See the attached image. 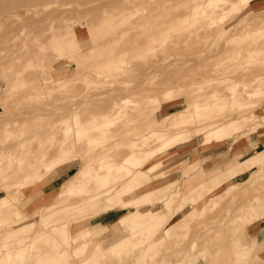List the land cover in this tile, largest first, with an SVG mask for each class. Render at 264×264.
<instances>
[{"label": "rangeland", "instance_id": "obj_1", "mask_svg": "<svg viewBox=\"0 0 264 264\" xmlns=\"http://www.w3.org/2000/svg\"><path fill=\"white\" fill-rule=\"evenodd\" d=\"M233 1L236 3L223 2V6L221 4L223 9L218 6L216 8L218 12L213 16L199 15L204 20L199 17L194 19L192 7L195 6V0H135L134 4L137 5L129 9L123 8V3L126 2L123 0L119 8L107 7L95 16L89 12L84 13L83 10L88 5L97 3L98 0H45L37 4H27L24 0L13 9L0 12V152L6 146L5 141L15 137L21 131L23 136L29 135L33 139L19 151L27 153L28 150L27 154L31 156L32 153L37 154V150L46 148L42 144L49 143L47 126L57 116L52 112L57 110L59 103L61 105L62 102L63 105L69 103L75 107V111H77L75 114L77 113L80 118L97 115H100L98 117L100 118L104 116V113L112 111L114 107L119 108L125 102V99L122 98L127 95V106L136 105L138 99L139 104L133 106L135 110L130 108L131 105L126 107L129 114L126 115V120L124 119L125 122H123L127 121L129 129L137 127L148 129L140 132L136 130L137 133L146 134L145 139L141 141L138 139V134L133 136L132 132L136 133L135 130L128 131V126L126 129L124 123L110 124L111 130L118 135L112 137L109 158L117 159L116 155L120 157L130 152L129 148L133 143H128L130 139H126L132 136L135 140L141 141L138 150H142L141 152L144 154L141 155L142 160L138 163L139 168L146 169L154 160H162L160 166L155 168L152 173L144 172V178L133 184V190L129 196L140 195L147 190H150L152 195H162L173 190V193L176 194L172 203L171 200L166 202L163 199H150L151 203L147 200L144 205L140 206V210L148 208L164 210L166 217L174 213L180 203L187 198L184 210H177L178 214L172 218L187 219V221H178L182 226L177 223L178 227L170 230V232L174 230L173 234L171 232L169 235L170 233L164 231V227L170 221L163 220L161 223L155 224L154 227L157 228L155 233L157 234L154 237L157 239L160 237L159 241L162 240V243H156H160V246H157L158 249L155 247L156 244L145 241L143 244L141 242L130 243L131 246L128 244L129 249L126 245L111 251L108 248L109 245L125 235L132 234L130 230L125 229L119 219L134 207L130 206L127 209L117 207L108 212L98 213H93V210L85 208L83 211L73 210L66 214L63 206L72 207L74 202L80 200L86 193L80 192L79 189L88 186V189L92 190L98 180L91 175L92 177L86 178L84 185L75 188L73 194L61 193L55 199V194L62 189L66 180L60 184H49L48 177L55 172L53 171L47 175L48 181L45 180V176L42 179H37L35 183L21 185V190L12 195V198L9 197L11 205L9 204L0 212V218H2V221L0 220V235L3 237V240L0 241L1 245V242L4 241L25 240L27 244L30 241L35 244L38 242L35 246H40L43 249L47 247L46 250H48L50 243L46 239L59 238L63 241L62 238H64L57 231H50L51 225L57 221L68 222V229L73 236L79 230L89 227L87 236L77 237L90 238H79L78 244L75 243V248L71 245L61 246L59 249H66V253L50 251L51 256L55 258V263L51 264H188L190 259L195 260L193 264H264V219L256 220L251 215L246 218L240 217V214L244 213L241 205L245 202L246 197L256 193L257 187L264 186V166H256L254 170L238 175L209 193L206 192L208 185L200 187L197 169L183 174V169L186 168L184 165L190 160H197L199 165L207 171L216 168V172H218L214 173L215 175L227 168V164L231 166L237 160L255 155L257 151L263 149L264 138L259 136V131L264 129V93L262 95L260 93V97L258 94H254L257 97L253 95L250 96L251 99L246 100L248 102L245 104L247 113L251 114L252 112L254 116L253 118L246 116L243 125L229 138L230 140L208 143L209 139L205 134H200L198 138L192 137L195 129L200 125L199 120H214L219 114L227 113V109H229V113H232L230 109L236 104L221 99L218 100L222 103L209 106L205 115H198L194 112L191 115L192 118L189 117V121L181 128H167L166 131H163V134L167 132L166 135L162 138L159 137L160 131L165 127L164 123L158 122L159 119L167 113H176V111L185 109L189 105V101L187 103L189 93L191 96L195 92V96L190 97L189 100L190 103L196 104L200 99H205L206 94L214 93L215 90H218V94L230 97L231 87L235 81L239 88L245 83L249 84V88L250 85H252L251 88L256 85L264 87V71H261L264 67V0H253L247 8L238 7L239 0ZM142 3L146 4L142 10L147 14V18L141 25H133L131 20L138 16V12H142L141 8H138V5ZM189 4H192V7ZM224 4L227 6L225 7ZM205 8L211 10L208 5H205ZM35 9L38 10L36 14ZM186 10L187 14L184 13ZM182 16L184 20L181 18ZM113 21L116 25L111 23ZM196 21L200 23L197 24ZM190 22L193 23L194 28ZM245 22H250L251 24L248 23L250 26ZM204 23L206 31H204ZM258 24L263 26L260 25L258 28ZM167 25L168 27H166ZM253 25L257 28L252 27ZM183 26L186 27L183 28ZM241 26L244 27V33ZM239 27L242 29V33ZM251 27L255 29H251ZM165 28H169L166 30L169 34L165 32ZM170 28H174V30H170ZM225 28L227 29L225 30ZM247 28H250L249 32L245 30ZM191 29L196 33H191L192 31H189ZM214 29L218 30L214 31ZM207 30L210 37L207 35ZM186 31L189 35H194V38L190 35L191 39L188 40L190 36L185 35ZM198 31H201V34L203 31L207 32L208 37H201ZM165 33L168 35L166 36ZM197 33L199 34L197 35ZM153 35L154 37H152ZM161 36L169 37L164 38L163 42ZM186 37L188 41H186ZM160 39L162 42L159 41ZM132 43H136V46L133 47ZM233 63L239 65V67L236 66V69L233 66L235 72L231 66L234 65ZM241 63H246L243 64L244 68ZM229 66L232 69L231 72H229ZM247 73L249 76L246 75ZM253 77L255 79H252ZM201 92L203 94L199 96ZM92 94H95L96 97L92 98ZM239 96L245 97L242 91ZM236 103L241 104V102ZM138 107L142 110L141 112ZM129 109L134 112V115H138L135 116L137 120L131 118L134 122L131 119L129 122L127 119L132 114ZM136 112L137 114H135ZM256 123H259L258 127L253 128ZM122 124L124 129L121 127ZM171 130L176 131L171 132ZM182 130H188L187 134L192 138L190 142H187L189 145L186 144L187 146L181 150L174 148L173 151H165L154 156L155 159L152 160L148 154L145 155L144 152H150L151 149L157 150L159 146H162L164 137ZM126 132L130 133L125 134ZM123 135L126 137L125 140ZM237 138L238 141L235 142L234 139ZM69 139L73 142L82 140L81 149H78L80 153H77L82 155L86 149L84 139H76L74 135L69 136ZM118 140L119 142H117ZM30 147L34 150H30ZM7 160L5 156H0V163L3 165ZM91 160L92 165L99 163L97 159ZM82 162L80 158L74 160L75 164L71 174L81 167ZM256 170L260 177L257 176L258 173L255 174ZM208 173L210 174L207 172L204 176L207 177ZM252 174L256 175L257 181L254 182L256 188L243 189L244 179ZM1 176V182L5 179L7 181L15 180L4 179ZM211 184L209 183V185ZM231 184H236V186L230 188ZM198 186L204 190V194H201L203 192ZM76 190L77 193H75ZM195 193L197 197L194 195ZM4 194V189L0 187V197ZM191 196L197 198L192 200L193 203ZM11 206L20 208L21 215L25 219L24 222H27L28 231L24 230L26 233L23 230L20 231L24 233H20L23 236L22 239H17V236L12 235L5 239L8 234L5 231L7 226L13 227L23 223L13 222L14 214L11 211ZM7 208L9 210H6ZM42 208L45 209L42 210ZM228 209L229 211H227ZM3 212H6V216ZM185 212L189 215L184 214ZM145 216L142 215L140 218L142 225L145 224ZM4 217H9V219L6 220ZM62 217L65 218L62 220ZM41 228L44 230L40 231ZM145 229L143 230L146 231ZM40 232L43 233L40 234ZM152 232L153 230L150 233ZM144 233L143 231L140 233L139 229V233L133 234L142 236ZM167 235L169 236L167 237ZM27 236H29L28 239L25 238ZM239 237L240 242L243 243L242 247L235 245V241ZM88 239L87 245L82 250L80 240ZM135 239L137 240V238ZM167 243L170 245L169 247ZM40 247L39 250H41ZM162 247L166 250L163 251ZM29 248L31 252L37 250L31 246ZM29 248L26 251H29ZM155 251L157 254L153 256ZM11 254L14 255L15 252L13 251ZM258 261L259 263H257Z\"/></svg>", "mask_w": 264, "mask_h": 264}, {"label": "bare ground", "instance_id": "obj_2", "mask_svg": "<svg viewBox=\"0 0 264 264\" xmlns=\"http://www.w3.org/2000/svg\"><path fill=\"white\" fill-rule=\"evenodd\" d=\"M22 1H24V0H0V12L1 11H3V12L9 11V10L13 9L14 6H17L20 3H22ZM25 1L27 2V4H32V3L37 4L39 2H44L45 0H25ZM95 1H97V0H95ZM125 1L126 2L123 3V8H125V9L126 8L129 9V8L137 5V4L136 5L134 4L135 0H125ZM184 1H186V0H184ZM195 1H196V3H195L194 8L192 7V4L191 5L189 4L193 9L192 12H194L193 16H194L195 20L201 14L213 16L216 12H218V9L216 10V8L218 6L220 8L223 6V4H222L223 2L224 3L231 2L232 4L236 3L233 0H195ZM236 1H238V0H236ZM252 1L253 0H239L238 4H240V5H238V4L237 5H238V7H241V8H247L250 6ZM122 2H123V0H103V1L98 0V2L95 3L94 5H88L83 10V12L84 13L89 12L90 14H92V16H95L97 13L102 12L107 7L119 8L120 4ZM221 4H222V6H221ZM145 5L146 4H143V3L139 4L138 8H141V10H142V8H144ZM205 5L210 6L211 10L206 9ZM224 5H225V7L227 6V4H224ZM253 7H254V5H253ZM35 8H37V7H35ZM222 9H223V7H222ZM36 11H38V10L35 9V14H36ZM188 11H189V8H188ZM188 11L186 10L184 13L187 14ZM220 12H221V10H220ZM138 13H139L138 16L136 15L137 17L131 20V24L141 25L146 20L147 14L143 10H142V12H138ZM220 15H222V14H220ZM126 16H127V14H126ZM115 18H116V16H115ZM181 18L184 20L183 16ZM202 18H200V19H202ZM232 18H234V17H232ZM99 19H100V17H99ZM194 19L192 18V20H194ZM189 20H190V18H189ZM189 20H188V22H189ZM202 20H204V19H202ZM228 20H230V19H228ZM227 21H225V22H227ZM253 21H254V19L252 18V22ZM102 22H104V21H102ZM108 22L110 23V21H108ZM180 22H181V19H180ZM196 22L198 24L199 21H196ZM250 22H245V23L248 24ZM111 23H114L116 25V23L114 21ZM118 23H120V21H118ZM125 23H127V22H125ZM182 23L183 22H181V24ZM186 23H187V21H186ZM190 23H192V22H190ZM168 24H170V23H168ZM212 24H213V22H212ZM223 24H225V23H223ZM250 24H248V25L250 26ZM263 24H264V22H263ZM153 25H154V23H153ZM192 25H193V23H192ZM192 25H190L191 27L190 26L189 27L192 28ZM260 25L263 26L262 24H260ZM260 25L259 24L257 25L258 28L260 27ZM204 26H205L204 31H206V24L205 23H204ZM242 26H244V24ZM242 26H241V28H243V33H244V27H242ZM166 27H168V25ZM172 27H173V25H172ZM184 27H186V26H183V28ZM252 27L257 28L254 25ZM252 27H251V29H255ZM193 28H194V25H193ZM241 28H240V31L242 33ZM245 28H246V26H245ZM263 28H264V26H263ZM167 29H169V28H167ZM167 29L165 28V32H167L166 31ZM202 29H204V28H202ZM226 29L227 28H225V30ZM170 30H174V28H170ZM195 30H196V28H195ZM216 30H218V29H214V31H216ZM231 30L233 31L234 29H231ZM245 30L248 31V30H250V28H247ZM189 31H192V29ZM201 31L200 32L198 31L200 34L197 33V35L199 34L203 38L207 35H209V37H210V33L208 30H207L208 31L207 35H206L207 32L204 33V31H203L204 34L203 33L201 34ZM214 31H211V32H214ZM167 33L169 34V32H167ZM167 33H165L166 36L168 35ZM191 33H196V32L192 31ZM238 33H240V32H238ZM173 35H174V32H173ZM182 35H184V34H182ZM185 35H187V37H188L189 34L187 33V31H186ZM191 36L193 37L194 35H191ZM191 36L188 38V40L191 39ZM152 37H154V35ZM187 37H186V41H188ZM207 37H206V39H207ZM161 38H163V42H164V38L167 39L166 37H163V36H161ZM159 41L162 42L161 39ZM132 46L135 47L136 43H134V44L132 43ZM248 46H249V44H248ZM156 47H158V46H156ZM223 50H224V48H223ZM235 58H236V56H235ZM260 62H261V60H260ZM246 63H243V64H246ZM233 64L234 65H231L232 68H233V66H235V69L237 67H239L238 64H235V63H233ZM244 67L245 66L243 65V68ZM229 69H230L229 72H231L232 69L230 66H229ZM235 69L233 68L234 72H235ZM261 71H264V67ZM249 74L252 75V73H249ZM246 75H248V73ZM252 79H255V77H253ZM246 81H248V80H246ZM233 84H232L233 86L231 87L232 91L230 92V94H231L230 97H228L227 95L218 94L217 93L218 90L217 91L215 90L214 93H217V94L209 92L208 94L205 95V97H204L205 99H203V98L200 99L201 101L200 100L197 101L196 104L190 103V100H189L190 97L195 96L194 95L195 92L193 95L191 94V96H189L190 95V93H189V95H188L189 98L187 100V103L189 101V103H188L189 105L186 106L185 109H181L180 111H176V113H167L161 119H159V121H158L159 123L165 124L164 130L160 131L162 135L159 134L160 135L159 137L162 138L164 135H166L167 132H165L163 134V131H166L167 128H171V129H172V127L181 128V126H183L185 123H187V121H189V117L192 118L191 115L194 112L198 113V115L199 114L205 115L207 113L206 109L209 106H215L217 103H222L220 100H218V99H221V100H224L225 102H231V103L236 104V106H232L230 109L232 111V113H229V109H227L228 110L227 113L219 114L216 119L211 120V121H203V120H199V118H197L200 121V125L195 129L194 133L192 134V137L195 136V138H198L200 136V134H202V135L205 134L206 138L209 139L208 143H211V142L218 143L220 141L230 140L229 138L232 137V135L236 133V130L243 125V121H244L245 117L247 116L248 118H253V116H254V113H252V112H251V114L247 113V106L245 104H247L248 102L246 100L251 99L250 96H253L254 94L259 95L261 93L260 95H262V93H264V87H259L256 85L257 87L256 86L252 87L253 88L252 89L251 88L252 85H250V88H249L248 87L249 84L245 83L244 86H242V87L240 86L241 88H239L237 81L233 82ZM241 91L245 95V97H243V98L239 96ZM200 94H203V93L202 92L199 93V96H200ZM196 95L198 96V93ZM260 95H259V97H260ZM197 96H196V98H197ZM254 96L257 97V95H254ZM91 97L93 98L96 96H95V94H92ZM127 97L128 96L126 95L125 97L122 98V99H125V102L119 108L114 107L112 109V111H110L108 113H104V116L100 117V118H98L100 115L91 116L90 118H82V117L80 118L77 116V113L75 114V112H77V111H75V107L71 106L69 103H66L64 105H63V102H62V105L59 103V105L57 106V110L52 112V113H55L57 116L47 126L48 129L46 131L48 133L49 143H47L46 145L42 144L46 148H41L39 151L37 150V154L32 153V155L34 154L33 157H31L32 156L31 154H30L31 156H29L27 154L28 150H27V153H26V151L25 152L19 151V149H23L24 147H26L28 145L27 143L30 142L33 139V137H31L29 135L23 136V133L21 131L15 137L7 139L5 141L6 146L3 147V150L0 152V156H3V157L5 156L8 160L5 162L6 163L5 165L0 163V175H2L1 177L2 178L4 177V179L5 178H7V179L12 178L15 180L7 181L5 179L2 182L0 180V182H1L0 187L3 188L5 191V194L0 197V212H2L1 210L10 204L9 203V200H10L9 197H11L12 195H15L16 193H18L19 190H21V185H24L26 183L27 184L28 183L29 184L35 183V182H37V179H42L45 176H46L45 180L48 181L47 180L48 174H50L51 172L55 171V169H58V168L59 169L64 168V167L65 168H73V166L75 164L74 160L80 158L83 161L81 163V167L77 171H75L73 174H70L65 179L66 181L62 185V189L58 193L55 194L54 198L56 199L57 195L59 196V194L61 195V193H63V194L64 193L65 194H71L72 193L73 194V192L75 191V188L84 185L86 178L93 175V177H95L94 179L98 180L97 181L98 183L96 184L94 189H92V190L88 189V186L84 187V188H80L79 189L80 192H82V193L86 192V193L83 194V196L80 200H78L77 202H74V205L72 207H64L63 206L64 213H66V212L70 213L73 210H75V211L82 210L83 211V209H85V208H89L90 210H93L94 211L93 213L108 212L109 210H111L113 208H117V207H119L121 209H127L130 206H133L134 209H130L128 211V214H124L119 219V222L124 225L125 229H128V231L130 230L132 234L125 235L124 237L116 240L111 245H109L108 248L111 249V251L112 250L113 251L118 250L121 247L123 248V246H126L128 244L130 245V243H137V242L140 243L141 242L143 244L145 241H150L154 245L157 242L162 243L161 242L162 240L159 241L160 237H159V239L154 237V235L157 234V233H155L157 228L154 227V226H156L155 225L156 223H161L163 220H166L167 222L170 221V223L164 227V231L166 233H170L169 235H171V232L172 231L174 232V230H172L171 232H170V230L176 226L178 227L177 223H179L180 221H183V222L185 220L187 221V219H185L186 217L184 218L185 220H183L182 218H181L182 220H180L179 218L172 219L173 216L178 214L177 210H184V208H185L184 204H185L187 198L184 199L183 202L180 203V205L178 206L176 211L168 217H166V213L164 210L161 211L160 209H149V208L147 210H140V206L144 205L147 202V200L150 201V199H154V200L155 199H163L166 202L171 200V203H172V200H174V196L176 194V193H173V190H169L168 192H165L162 195H152L150 190H147V192L141 193L140 195L129 196L131 190H133L132 189L133 184H136L142 178H144V172L147 171V173H152L155 170V168L160 166V164L162 163V160L161 159L154 160L151 164H149L146 167V169H141L138 167V163H140V161L142 160L141 155L142 156L144 155L143 152H141L142 150H140V149L138 150V145H140L139 143H141V141L143 139H145L146 134H143V132H141L142 134L137 133V132L147 130L148 128H143V127L138 128L137 127L134 129H129L130 127L128 126L127 121H126V123H124L125 122L124 119L126 120V115L129 114L128 108H126V107L131 105V104L128 106L126 105L127 104L126 103ZM247 97H249V98H247ZM128 101H129V99H128ZM138 101H139V99H138ZM138 101L137 102L135 101L136 105L139 104ZM192 102H193V100H192ZM236 102H241V104H237ZM129 103H130V101H129ZM134 105H131L130 108H133ZM192 105H193V108H191ZM234 107H238V108L235 109ZM138 109H139V107H138ZM129 111H131V110L129 109ZM141 111L142 110H140V112ZM50 112H48V113H50ZM131 113H132V114H130L131 116L129 115L130 118L127 116L128 121L132 117H133V119H135L136 115L133 114L134 113L133 111H131ZM142 113H144V112H142ZM135 114H137V112ZM234 114H235V116L233 117ZM133 119H131V120L133 121ZM135 120H137V118ZM121 123H124L126 125V129L128 126V129H129L128 131L135 130V132H136V130H137L136 133L132 132V134H133V136H137V134H138L139 135L138 139H140L141 141L138 140L139 141L138 142L132 136L131 137L129 136L130 138L127 137L126 140L130 139V141H128V143H133L132 145H130V148H129L131 151L127 152L125 155L120 156V157L117 155L116 156L114 155L115 158H117V159H111V158H109V156H110V151H111L110 148H112V146H111L112 137H114L118 134L115 131H112L111 128L109 127V125L110 124L120 125ZM258 125H259V123L258 124L256 123L253 128L258 127ZM121 127H123V124ZM119 128H120V126H119ZM124 128L125 127H123L122 129H124ZM174 131H176V130H173V131L171 130V132H174ZM119 132H120V130H119ZM127 133H130V132H126L125 134H127ZM187 133H188V130H184V131L182 130V131L176 132L173 135H170V136L168 135V136L164 137V142L162 143V146H159L157 148V150L151 149L150 152L146 151L144 153H145V155L148 154L149 158L152 160V159H155L154 156L161 154V153H164L165 151L170 152V151H173L174 148L181 150L182 148L187 146L186 145V144H188L187 142H190L192 139V138H190L191 136ZM72 135H74V137H76V139L77 138L78 139H84L83 141H85V143H86V149L84 150L82 155L77 154V153H80V150H78V149H81L80 146L82 144L81 143L82 140L77 141V142H73L69 139V136H72ZM96 136H98L100 138H98ZM123 136H122L123 139L126 138L125 135H123ZM259 136L261 138H264V129H260ZM146 137H148V136H146ZM41 141H42V139H41ZM41 141L39 142V144L41 143ZM234 141L237 142L238 138L236 140L234 139ZM117 142H119V140ZM263 146H264V142H263ZM101 147H105V148H101ZM38 148H39V146H38ZM30 150H34V149L30 147ZM33 152H35V151H33ZM91 159H93L94 161L97 159V160H99V163L96 165H92ZM231 163H232V161H231ZM227 166L228 167L225 168L224 170H222L221 172H219V174L214 175V173L218 172V171L216 172V168H213L212 170L207 171L204 169L203 166L199 165L197 160H194V161L190 160V162H187L186 165H184V167H186V168L183 169V174L186 173L187 171H192V170L195 171L197 169V171L199 173L198 179L200 180L199 185H200V187H201V185L206 184L205 187H207V185H208V187L206 188V192L209 193V192L215 190L216 188H218L223 183H226V182L236 178L238 175H241V174H244L246 172L254 170L256 166H259V167L264 166V148L257 151L255 153V155H249L245 159L237 160L231 166H229V164H227ZM257 170L254 171L255 174H257L259 172V170H258V172H257ZM91 171H93V172H91ZM207 172H210V174L208 173L206 175L207 177H205L204 174H206ZM263 173H262V175H263ZM258 174H257V176L260 177V174L259 175ZM262 175H261V177H262ZM259 177H258V179H260ZM94 179L92 180L93 183H94ZM127 180H128V182H127ZM256 181H257L256 175L252 174L250 177L244 179V181L242 183L243 189H245V190L255 189L256 184H254V182H256ZM209 183H212V184L209 185ZM233 186L235 187L236 184H231L230 188H233ZM200 187L198 186V188H200ZM256 189H258V191H256V193L249 196L248 198L246 197L245 202L241 205V208L243 209L244 213L240 214V217L246 218V217H248V215H251L256 220L262 219V218L264 219V186L262 185L261 187H257ZM198 191H200V190L198 189ZM201 191L203 192L204 190L201 189ZM201 191H200V193H201ZM77 192L78 191L76 190L75 193H77ZM191 192H190V194H192ZM195 192H197V191H195ZM201 194H204V192ZM194 195L196 196V193ZM198 195H199V193H198ZM196 197L191 196V202H192V200H196L197 199ZM212 198H214V197H212ZM63 199H64V197H63ZM64 200H66V198ZM155 202H157V201H155ZM16 203H17V201H16ZM150 203H151V201H150ZM56 205H57V203H56ZM15 206H17V205H15ZM11 207H12L11 211L14 214L13 222H15L16 224H20L22 222L23 223L18 225V226H13V227L7 226L5 231L8 234L5 236V239H8L9 235L17 236V239H20L21 237H23L22 235H20V233L24 234V233H26V231L24 232V230L28 229V227L26 226L27 222H24L25 219H24V216L21 215L22 210L20 208L18 209V208H15L14 206H11ZM45 208H42V210H44ZM47 208H48V206H47ZM63 209H61V210H63ZM6 210H9V209L7 208ZM168 210H169V208H168ZM58 211H59V209H58ZM227 211H229V209ZM50 212H52V211H50ZM56 213H57V211H56ZM186 213L187 212H185L184 214H186ZM3 214H5V216H6V212H3ZM10 215H12V214H10ZM142 215H144V216L148 215L147 217L145 216L146 220L144 221L145 222L144 225H142V221H140V218L142 217ZM188 215L189 214L187 213V216ZM45 216L47 217V215H45ZM45 216H43V218ZM4 218L6 220L9 219V217H4ZM64 218L62 217V220ZM44 219H46V218H44ZM44 219H43V221H44ZM0 220L2 221V218H0ZM10 221H11V219H10ZM58 221H59V219H58ZM51 222H52V220H51ZM43 224L48 225L46 223H43ZM49 224H50V222H49ZM152 224H154V225H152ZM29 225L32 226V224H29ZM179 225L182 226L181 223H179ZM68 226H69L68 222H57V221L54 225H51L50 231L51 230L57 231L64 238H62L63 241L59 240V238H57V239H46L50 243V245H48L49 246L48 250H46L47 245L44 246L45 244L43 245L44 247H46V248H44L45 250L40 246L39 247L41 248V250H39V247L35 246L36 244H38V242H36V244L34 242L32 243V241H30L29 244H27V243H25L26 242L25 240H20V241L19 240L18 241L12 240L13 242L12 241L1 242L2 245L0 244V264H51V263H55L54 262L55 258L53 256H51L52 253L50 251L53 250L56 253L57 252L58 253H63V252L66 253V249L60 250L59 248L61 246L65 247L67 245H71L73 248H75V243L78 242L79 238H85V239L90 238V237H77L80 235H83V236L86 235L87 236L88 235L87 233L89 232V227H85V228L79 230L73 236V234L70 233ZM137 228L140 229V233H142V231L145 233L142 234V236H140L141 234H133V233H139V229L136 230ZM143 229H145L146 231H144ZM22 230L24 233L20 232ZM37 230H40V229H37ZM43 230L44 229L41 228L40 231H43ZM152 230H153V232L150 233ZM146 232H148V234H146ZM173 232H172V234H173ZM41 233H43V232H40V234ZM165 234H164V236H165ZM34 235H35V233H34ZM46 235L48 236V233ZM169 235H167V237ZM0 237H1L0 241L3 240L2 235H0ZM65 237H68V238H65ZM133 237L137 238V240ZM25 238L28 239L29 236H27ZM239 239H240V237L237 238L238 242L235 241L236 242L235 245L242 247L243 243H242V241L240 242ZM33 241H35V240H33ZM87 241H89V239L84 240V241L80 240L81 247L83 248L82 250H84V247L87 245ZM163 241H164V239H163ZM166 241H168V240H166ZM40 244H41V242H40ZM62 244H64V245H62ZM159 244H156L155 247L156 248H157V246L159 247L160 246ZM129 245L127 247L128 249L131 246V245L130 246ZM167 245H168V243H167ZM167 245H166V247H167ZM30 246L32 248L33 247L37 248V250L35 252L34 251L31 252V249L29 248ZM79 246H80V244H79ZM169 246L170 245H168V247ZM133 247H134V245H133ZM163 247H162V249L164 251L165 248H163ZM28 248H29V251H26ZM131 249H132V247H131ZM149 250H150V247H149ZM13 251L15 252L14 255L11 254V252H13ZM115 253H117V252H115ZM156 254H157V252L155 251V254H153V256ZM194 258H195V256H194ZM167 261H169V260H167ZM170 261L172 262V260H170ZM194 261L195 260L190 259V260H188V264H193ZM256 261H254V262H256ZM257 263H259V261Z\"/></svg>", "mask_w": 264, "mask_h": 264}, {"label": "crops", "instance_id": "obj_3", "mask_svg": "<svg viewBox=\"0 0 264 264\" xmlns=\"http://www.w3.org/2000/svg\"><path fill=\"white\" fill-rule=\"evenodd\" d=\"M73 168H58L55 170L54 173H51L48 177V183L49 184H60L62 183L72 172Z\"/></svg>", "mask_w": 264, "mask_h": 264}]
</instances>
